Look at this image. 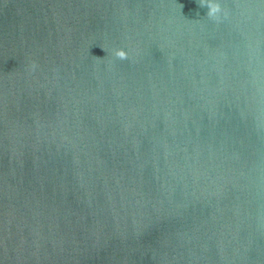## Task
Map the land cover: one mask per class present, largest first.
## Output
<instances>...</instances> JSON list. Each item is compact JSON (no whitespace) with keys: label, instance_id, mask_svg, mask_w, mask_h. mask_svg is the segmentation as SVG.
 <instances>
[{"label":"water","instance_id":"1","mask_svg":"<svg viewBox=\"0 0 264 264\" xmlns=\"http://www.w3.org/2000/svg\"><path fill=\"white\" fill-rule=\"evenodd\" d=\"M219 2L0 0V264H264V0Z\"/></svg>","mask_w":264,"mask_h":264},{"label":"clouds","instance_id":"2","mask_svg":"<svg viewBox=\"0 0 264 264\" xmlns=\"http://www.w3.org/2000/svg\"><path fill=\"white\" fill-rule=\"evenodd\" d=\"M204 7L207 8V16L215 21L227 17L228 12L221 7L219 0H203ZM114 55L120 59H127V53L123 49H117Z\"/></svg>","mask_w":264,"mask_h":264}]
</instances>
